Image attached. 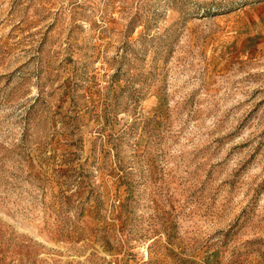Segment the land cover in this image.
Returning <instances> with one entry per match:
<instances>
[{
  "label": "rangeland",
  "instance_id": "obj_1",
  "mask_svg": "<svg viewBox=\"0 0 264 264\" xmlns=\"http://www.w3.org/2000/svg\"><path fill=\"white\" fill-rule=\"evenodd\" d=\"M0 264H264V0H0Z\"/></svg>",
  "mask_w": 264,
  "mask_h": 264
}]
</instances>
